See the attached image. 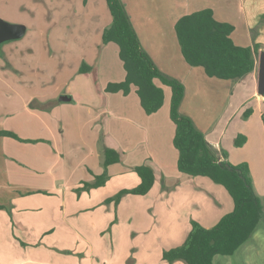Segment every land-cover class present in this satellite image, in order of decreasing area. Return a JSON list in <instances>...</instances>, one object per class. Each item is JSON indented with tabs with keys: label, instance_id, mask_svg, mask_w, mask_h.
<instances>
[{
	"label": "crops",
	"instance_id": "obj_1",
	"mask_svg": "<svg viewBox=\"0 0 264 264\" xmlns=\"http://www.w3.org/2000/svg\"><path fill=\"white\" fill-rule=\"evenodd\" d=\"M30 1L35 6L69 2L79 6V10L94 13L90 20L86 19L94 26L88 32L79 30L91 41L78 45L83 55L71 67L77 73L79 62L83 61L86 72L73 80L75 90L84 93L80 97L68 83L55 80L51 84L46 77L42 80L44 91L30 92L33 78L25 79L28 75L22 72L26 69L23 55L18 48L6 53L8 65L4 71L9 76L0 73V123H6L0 132L9 131L23 140L37 142L0 136V159L5 161V183L3 178L0 182V264H152L160 259L162 248L184 243L192 221L212 228L232 212L233 200L223 187L207 177H192L178 170L179 152L170 145H174L173 139L167 150L162 145L164 151L159 150L158 139L161 141L164 134L157 132L158 119L163 108L170 116L169 87L156 81L163 88L165 99L161 110L153 115L143 110L135 86L129 95L106 90L108 85L126 79L119 47L101 42L104 31L112 24L106 0ZM122 1L143 49L164 74L184 84L181 114L191 117L197 128L207 133L220 160H225V153L233 165L248 163L255 191L264 197V168L237 154L233 142L238 131L226 139L229 127L246 106L245 101L242 109L231 110L234 96L237 91L243 92L241 86L248 80L251 87L243 100L256 101V109L263 117L264 96L258 91L257 71L233 88L220 119L211 120L210 113L202 107L213 101L214 95L207 94L205 88L220 85L209 82L217 78L208 77L204 68L187 64L175 29L182 17L211 9L217 21L235 27L231 37L237 46L259 45L260 52H264V0ZM27 30L26 26V33ZM86 58L90 60L86 62ZM99 65L102 70H115L114 75L108 73L114 78L105 82L102 75L96 76ZM65 96L70 100L63 101ZM30 105L37 110L31 111ZM250 116L245 119L247 125L254 117ZM163 118L166 121V113ZM170 130L172 136V126ZM241 132L247 135L249 145L251 136L246 130ZM100 134L103 143H98ZM106 149L120 154V162L107 169ZM260 149L263 151L264 147ZM142 165L155 170L151 191L145 196L126 195L118 205L107 204L106 200L120 191L141 183L135 168ZM105 170L108 180L104 186L78 193L84 183H94ZM24 244L30 247L24 248Z\"/></svg>",
	"mask_w": 264,
	"mask_h": 264
},
{
	"label": "trees",
	"instance_id": "obj_2",
	"mask_svg": "<svg viewBox=\"0 0 264 264\" xmlns=\"http://www.w3.org/2000/svg\"><path fill=\"white\" fill-rule=\"evenodd\" d=\"M112 24L102 36L104 44L114 43L119 47V56L126 71L122 83L110 84L108 92H123L129 95L131 87L137 88L141 106L147 115L157 113L164 104L163 86L171 89L172 98L170 118L176 126L174 147L179 152L178 170L192 177H207L223 187L233 200L232 212L223 216L212 228H205L197 221H192V228L181 246L163 252L162 260L168 264L183 261L186 264H214L216 256H232L247 243L257 230L264 212V200L257 195L251 169L248 163L233 165L227 160H220L193 120L181 114L180 108L185 98L186 89L182 82L164 74L151 56L143 49L132 25L122 0H106ZM176 34L183 57L191 67H202L210 78L241 81L259 68V59L263 52L260 46H237L231 35L235 27L219 22L211 9H205L182 17L176 24ZM84 67L80 73H85ZM248 113L245 114V118ZM0 136L20 142L23 140L15 133L0 132ZM246 143L245 136H238L237 147ZM120 162V154L114 150H105L104 166ZM141 183L133 189L120 191L106 200L118 205L126 195H147L153 188L156 177L150 165L135 168ZM105 172L97 176L94 183H84L78 193L99 188L106 184ZM1 209V206H0Z\"/></svg>",
	"mask_w": 264,
	"mask_h": 264
},
{
	"label": "rangeland",
	"instance_id": "obj_3",
	"mask_svg": "<svg viewBox=\"0 0 264 264\" xmlns=\"http://www.w3.org/2000/svg\"><path fill=\"white\" fill-rule=\"evenodd\" d=\"M93 15L94 13H91L84 8L79 10V6L76 7L75 5H70L69 2L67 5L38 4V6H35V3L30 0H25L22 3L21 0H14L11 3L6 2L5 0H0V19H3L11 24H21L27 26L28 29L26 35L23 38L0 44V73L3 74V77L9 76L8 73L4 71L8 65L6 53L8 54L10 50L18 48L17 50L23 55L24 61L26 62V69L22 71L25 73L27 72L28 77H25V79L27 80V78H33L30 80V82H33L29 87L30 92L38 94L39 92L44 91V81L42 80L46 77L48 80L49 78L51 79V84L56 82L55 80L68 83V85H71V88L74 89L76 95L80 97V95H83L84 93L83 91L75 90L74 87L76 86L73 84V80L77 76H82L80 74V69L84 67V65L82 66L83 61L79 62V69L77 73H75L76 69L71 70V67L73 66V63L78 61L77 59L80 57V55H83V50L78 45H87L91 41L90 36L86 35L85 33H81L80 31H90V28L94 25L86 23V19L90 20ZM94 19L96 20V18ZM95 38L96 40L98 39V37ZM93 41L95 44V40ZM90 55L91 54H89V57ZM89 60V58H86V62ZM87 65L89 66V64ZM100 66L101 65H99L98 70H96V76L102 75L105 82H108L110 79L114 78L108 76V73L111 72V75H114L115 70H109L107 67L102 70V67L100 69ZM213 80L215 81L209 82H217V84L220 86L218 88L217 86H215V88L213 86H207L205 88V92L207 94L212 93L214 95V100L207 101L202 108L206 109L210 113L211 116L209 118L211 120L217 121L220 119L221 114L230 103V96H232L233 88L237 84L241 83H239L240 81L233 80ZM249 82L250 81L248 80L244 83V85L241 86L244 87L243 92L237 91L234 96L231 110L242 109L241 105L244 104L245 101L246 102L244 105L246 106H244L241 116L237 117L229 127L226 139H231V136L237 131L238 133L236 135V139L238 136H245L246 143L241 147H237L233 142L235 146L234 148L238 152L237 154H242L243 157H245V160L250 159L254 164H259L264 168V150L262 151V149H260V147H264V113L263 117L259 115L258 110L256 109V101L243 100L249 95V89L251 87ZM51 86L52 85H49L48 87ZM30 109L31 111L37 110L34 105H30ZM165 113L167 118L166 121L163 118V114ZM246 113H248V117L250 115H254L250 125H247V122L245 121L246 118L248 119V117L245 118ZM159 116V128L157 129V132L160 135L164 134V136L161 138V141L158 139V144L160 146L159 150L162 152L168 149L171 139L174 140L175 128L170 116H167V108H163ZM196 119L198 120V117ZM5 123V121L0 123V128L5 127ZM127 125H130V123H127ZM171 126L172 136L170 134ZM242 129L246 130L251 136L249 145H247V141H249L247 135L244 132H241ZM204 134L205 137H207V133L205 132ZM102 135L103 134H100L98 143H103V138H101ZM213 135L214 134L211 135L212 139L215 138ZM161 145L164 150L161 149ZM170 145L172 148H174V145ZM4 165L5 161L0 159V182L3 178V182L5 183V174L3 173L5 168ZM261 198L264 200V197ZM23 247L28 248L30 245L24 244ZM162 249H164L162 250V253L164 251L170 250V248ZM162 256L163 254H161L160 259L158 257L156 262H152V264H159V262L163 261ZM128 263L131 264L132 262L129 261ZM215 264H264V212L263 218L261 219V222L251 239L241 246L239 250H237V252L232 256H216Z\"/></svg>",
	"mask_w": 264,
	"mask_h": 264
},
{
	"label": "water",
	"instance_id": "obj_4",
	"mask_svg": "<svg viewBox=\"0 0 264 264\" xmlns=\"http://www.w3.org/2000/svg\"><path fill=\"white\" fill-rule=\"evenodd\" d=\"M26 34V26L21 24H11L3 19H0V44L19 40ZM258 91L264 96V52L261 54L259 59L258 68ZM63 101H69L70 97H62Z\"/></svg>",
	"mask_w": 264,
	"mask_h": 264
}]
</instances>
